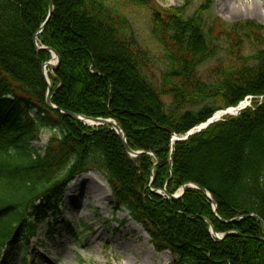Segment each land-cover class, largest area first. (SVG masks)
<instances>
[{
	"label": "trees",
	"instance_id": "16d2710c",
	"mask_svg": "<svg viewBox=\"0 0 264 264\" xmlns=\"http://www.w3.org/2000/svg\"><path fill=\"white\" fill-rule=\"evenodd\" d=\"M113 1L111 8L103 0H53L38 44L60 57L48 73L52 103L116 121L129 148L142 152L137 158L109 127L84 125L47 106L43 64L52 55L36 51L34 36L49 0H0V264H9L51 211L49 198L90 170L106 178L116 210L125 209L155 251L169 252L171 264H264L263 229L249 217L264 222V25L225 22L212 14L214 0L191 17L184 6ZM123 6L151 12L166 65L158 81L129 36ZM210 64L212 76L204 71ZM248 98L251 106L239 115L172 142ZM43 131L56 136L39 152L33 144ZM183 187L181 198L168 199Z\"/></svg>",
	"mask_w": 264,
	"mask_h": 264
},
{
	"label": "rangeland",
	"instance_id": "374dc122",
	"mask_svg": "<svg viewBox=\"0 0 264 264\" xmlns=\"http://www.w3.org/2000/svg\"><path fill=\"white\" fill-rule=\"evenodd\" d=\"M103 1L115 7L113 0ZM205 1L154 3L164 10L184 6L186 16L191 17ZM121 12L131 25L129 36L147 56L149 77L160 80L166 65L163 51L151 34V12L125 6ZM212 14L228 23L253 20L264 25V0H214ZM204 71L212 76V64ZM54 136L55 132L43 131L33 148L42 152ZM49 201L51 211L39 218L32 236L21 242L9 264H21L24 258L27 264H171L169 252L155 251L148 234L125 209L116 210L108 182L98 171L90 170L69 181L60 196Z\"/></svg>",
	"mask_w": 264,
	"mask_h": 264
},
{
	"label": "water",
	"instance_id": "95a60500",
	"mask_svg": "<svg viewBox=\"0 0 264 264\" xmlns=\"http://www.w3.org/2000/svg\"><path fill=\"white\" fill-rule=\"evenodd\" d=\"M54 12H55L54 2H53V0H49V15H48V18H47L46 22L42 25V27L39 29V31L36 33V35L34 36V47H35L36 51L46 50V51L50 52L51 55H52V59L49 62H46V63L43 64V74H44V77H45L46 84L48 86V91H47V95H46V104H47V106L49 108H51L52 110H56V111H58V112H60V113H62L64 115H67V116L71 117L72 119H74L75 121H77L79 123H82L84 125H88L90 127H99V126L109 127L121 139V142H122V144L124 146V149H125L126 153L131 158H137L140 154H142V152H135V151H132L129 148L126 136L124 134V131L117 124L116 121H114L112 119L90 118V117H86V116L77 115V114H74V113H71V112H66V111H63V110L57 108L52 103V87H51L50 80L48 78L47 69L51 68L53 70H57L59 68V66H60V57H59L58 53L55 52L54 50H52L50 48H46V47H40L39 44H38V35L41 34L46 29V27H47L52 15L54 14ZM55 58H56L57 61H56V64L54 65L53 64V60ZM245 108H246V104L242 103L237 108H233V109H229V110L224 111V112H220V114L214 115L213 118H211L207 123L202 124L201 126L191 130L184 137H180V138L179 137H173L172 138V142L186 141L189 138H191L192 136L197 135V134L201 133L202 131L206 130L212 124L217 123L219 121H222L223 118L226 117V116H237L238 113L240 111L244 110ZM230 110H235L236 113H234V114L229 113ZM157 162H158V160H157ZM152 179L154 180V174H153ZM190 188H194V189L200 190L203 194H205L208 198L211 199V195L205 189L200 188L199 186L194 185V184H191ZM185 192H186V187H183L182 190L176 195H173V196L172 195H167V194L166 195H167L168 199L177 200V199L181 198L185 194ZM212 202H213L212 206H213L214 212L216 214V212H217V203L214 200ZM249 217L256 218L260 222V224L262 226V229H263L262 241L264 242V222L259 217L255 216V215H250ZM238 220L239 219H236V220H234V222H236ZM211 233L213 235H215L220 240H222L224 238V236L216 235L215 230H214V228L212 226H211Z\"/></svg>",
	"mask_w": 264,
	"mask_h": 264
},
{
	"label": "bare ground",
	"instance_id": "6f19581e",
	"mask_svg": "<svg viewBox=\"0 0 264 264\" xmlns=\"http://www.w3.org/2000/svg\"><path fill=\"white\" fill-rule=\"evenodd\" d=\"M56 58L53 60V64L55 65L56 64ZM229 113H232V114H234V113H236V111L235 110H230L229 111ZM218 114H220V113H218Z\"/></svg>",
	"mask_w": 264,
	"mask_h": 264
}]
</instances>
